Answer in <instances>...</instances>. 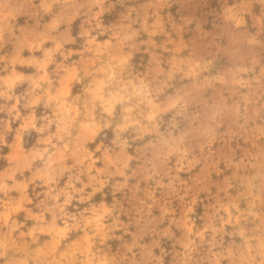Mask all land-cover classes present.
I'll return each mask as SVG.
<instances>
[{
    "label": "clouds",
    "instance_id": "9594fccd",
    "mask_svg": "<svg viewBox=\"0 0 264 264\" xmlns=\"http://www.w3.org/2000/svg\"><path fill=\"white\" fill-rule=\"evenodd\" d=\"M0 264H264V0H0Z\"/></svg>",
    "mask_w": 264,
    "mask_h": 264
}]
</instances>
